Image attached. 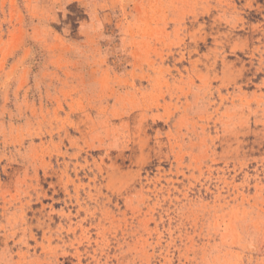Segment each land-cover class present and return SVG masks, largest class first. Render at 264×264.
I'll list each match as a JSON object with an SVG mask.
<instances>
[{"label":"rangeland","instance_id":"374dc122","mask_svg":"<svg viewBox=\"0 0 264 264\" xmlns=\"http://www.w3.org/2000/svg\"><path fill=\"white\" fill-rule=\"evenodd\" d=\"M0 264H264V0H0Z\"/></svg>","mask_w":264,"mask_h":264}]
</instances>
